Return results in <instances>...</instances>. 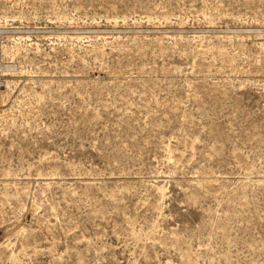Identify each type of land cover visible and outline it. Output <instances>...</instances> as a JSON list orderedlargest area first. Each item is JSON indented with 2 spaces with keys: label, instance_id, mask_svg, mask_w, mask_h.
Returning a JSON list of instances; mask_svg holds the SVG:
<instances>
[{
  "label": "rangeland",
  "instance_id": "rangeland-1",
  "mask_svg": "<svg viewBox=\"0 0 264 264\" xmlns=\"http://www.w3.org/2000/svg\"><path fill=\"white\" fill-rule=\"evenodd\" d=\"M0 242L264 264V0H0Z\"/></svg>",
  "mask_w": 264,
  "mask_h": 264
},
{
  "label": "bare ground",
  "instance_id": "bare-ground-1",
  "mask_svg": "<svg viewBox=\"0 0 264 264\" xmlns=\"http://www.w3.org/2000/svg\"><path fill=\"white\" fill-rule=\"evenodd\" d=\"M0 245H1V242H0ZM8 245V244H7Z\"/></svg>",
  "mask_w": 264,
  "mask_h": 264
}]
</instances>
